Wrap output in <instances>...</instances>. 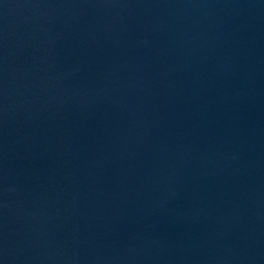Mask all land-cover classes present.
Returning a JSON list of instances; mask_svg holds the SVG:
<instances>
[{
	"label": "water",
	"instance_id": "1",
	"mask_svg": "<svg viewBox=\"0 0 264 264\" xmlns=\"http://www.w3.org/2000/svg\"><path fill=\"white\" fill-rule=\"evenodd\" d=\"M0 264H264V0H0Z\"/></svg>",
	"mask_w": 264,
	"mask_h": 264
}]
</instances>
